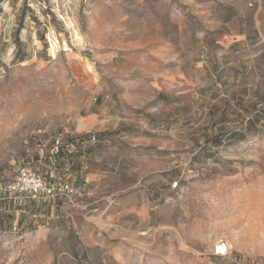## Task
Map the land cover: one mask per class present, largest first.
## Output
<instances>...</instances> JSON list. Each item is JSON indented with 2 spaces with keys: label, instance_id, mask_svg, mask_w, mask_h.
Listing matches in <instances>:
<instances>
[{
  "label": "rangeland",
  "instance_id": "obj_1",
  "mask_svg": "<svg viewBox=\"0 0 264 264\" xmlns=\"http://www.w3.org/2000/svg\"><path fill=\"white\" fill-rule=\"evenodd\" d=\"M0 182V264H264V0H0Z\"/></svg>",
  "mask_w": 264,
  "mask_h": 264
},
{
  "label": "trees",
  "instance_id": "obj_2",
  "mask_svg": "<svg viewBox=\"0 0 264 264\" xmlns=\"http://www.w3.org/2000/svg\"><path fill=\"white\" fill-rule=\"evenodd\" d=\"M18 37H16V42L18 44ZM22 58L20 57L18 59V61H21ZM69 136L67 134H65L66 141L64 143H60L59 145L56 146V150L52 153H48L45 154L44 156V160L46 163L51 164L54 168L53 170V179H59L62 180V177L65 176V172L64 169L65 167H69L72 168V171H77L78 168L80 167V160L78 159V155H76L71 149H69V146H72L74 141H67V138ZM95 137V135H91V134H84L81 136V138L90 140L91 138L93 139ZM83 141V139L81 140V142ZM49 151V150H48ZM35 159L34 160H38V156L39 155H35ZM10 181L8 182H3L2 184L6 187L7 185H9ZM49 183V182H48ZM51 183V182H50ZM49 183V184H50ZM60 183V182H59ZM58 183V184H59ZM1 185V182H0ZM2 222L0 221V228L2 226ZM3 228V226H2ZM213 256V255H212ZM218 257V256H216Z\"/></svg>",
  "mask_w": 264,
  "mask_h": 264
},
{
  "label": "built area",
  "instance_id": "obj_3",
  "mask_svg": "<svg viewBox=\"0 0 264 264\" xmlns=\"http://www.w3.org/2000/svg\"><path fill=\"white\" fill-rule=\"evenodd\" d=\"M177 184V181H173L171 183V186L176 187ZM10 187L32 199L36 198L41 191L42 193H52V189L48 188L42 181V178L34 173L28 174L26 172H21L16 183L9 186V188ZM64 188L65 190H71V188L69 189L67 185H64ZM229 253L230 247L228 243L223 239H219L218 241H216L211 251V255L218 257H227Z\"/></svg>",
  "mask_w": 264,
  "mask_h": 264
},
{
  "label": "bare ground",
  "instance_id": "obj_4",
  "mask_svg": "<svg viewBox=\"0 0 264 264\" xmlns=\"http://www.w3.org/2000/svg\"><path fill=\"white\" fill-rule=\"evenodd\" d=\"M10 51V50H9Z\"/></svg>",
  "mask_w": 264,
  "mask_h": 264
}]
</instances>
